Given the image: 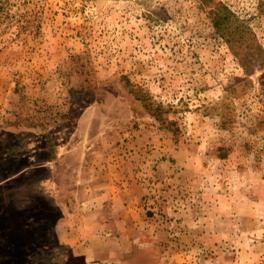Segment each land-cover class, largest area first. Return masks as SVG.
<instances>
[{"label":"rangeland","instance_id":"rangeland-1","mask_svg":"<svg viewBox=\"0 0 264 264\" xmlns=\"http://www.w3.org/2000/svg\"><path fill=\"white\" fill-rule=\"evenodd\" d=\"M99 223L118 264H264V0H0V264Z\"/></svg>","mask_w":264,"mask_h":264},{"label":"crops","instance_id":"crops-1","mask_svg":"<svg viewBox=\"0 0 264 264\" xmlns=\"http://www.w3.org/2000/svg\"><path fill=\"white\" fill-rule=\"evenodd\" d=\"M91 175L92 179L89 181L88 185L85 187L83 186L82 191H84V196L83 199L78 203V207L83 211H86L85 215H90L92 213L93 219L94 216L97 217L96 213L98 211H100L102 208H105L106 202H111L112 198L114 199L116 197V195H114V192L117 190V187L114 186L115 184L111 180L106 179L103 169H93ZM77 217L78 216H76L74 220H72L73 222H75V224ZM103 220H107L110 223H116V220L115 218H113V216H111L110 219L104 218ZM101 226L102 224L92 225L89 231L90 233L88 234L84 233L81 225L77 230H73V232L70 231V234L62 237V239L66 244H71L72 247L76 248L78 252L80 251L79 253H76L77 256H83L85 259L86 256H88L89 264H118L119 261L123 260V255H121V253L119 255L111 253L107 254L102 247H95L96 243L99 245H103L105 241V238H103V234L105 233V226Z\"/></svg>","mask_w":264,"mask_h":264},{"label":"trees","instance_id":"trees-1","mask_svg":"<svg viewBox=\"0 0 264 264\" xmlns=\"http://www.w3.org/2000/svg\"><path fill=\"white\" fill-rule=\"evenodd\" d=\"M209 14L211 15L212 18V22H213V26L214 28L220 33L221 30H228V28H230L228 26V21L230 20L231 16L230 14H223L220 13L218 10L215 11V9H210ZM238 33H228L229 39L228 40H232L233 42H235L236 44L238 43ZM223 37L225 35H222Z\"/></svg>","mask_w":264,"mask_h":264}]
</instances>
